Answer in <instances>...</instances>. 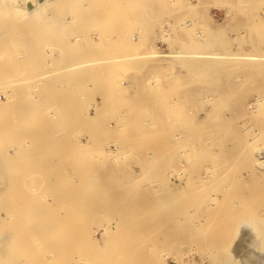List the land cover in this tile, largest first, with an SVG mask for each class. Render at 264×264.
I'll list each match as a JSON object with an SVG mask.
<instances>
[{"label": "rangeland", "instance_id": "1", "mask_svg": "<svg viewBox=\"0 0 264 264\" xmlns=\"http://www.w3.org/2000/svg\"><path fill=\"white\" fill-rule=\"evenodd\" d=\"M2 1L0 263L264 264V0ZM170 50L211 55L66 69Z\"/></svg>", "mask_w": 264, "mask_h": 264}, {"label": "bare ground", "instance_id": "2", "mask_svg": "<svg viewBox=\"0 0 264 264\" xmlns=\"http://www.w3.org/2000/svg\"><path fill=\"white\" fill-rule=\"evenodd\" d=\"M1 1H2V0H1ZM6 1H7V0H6ZM6 1L4 0V1H2V2H5V3H6ZM9 1L12 2V0H9ZM13 1H15V3H16V4H15V3L13 2V6H14V8H15L16 5H18V6L16 7L17 9H16V8H15V9H16L17 13H19V14L22 13V12L25 13V14H31V13H35V11H37V7H36V8H27V9H25L23 6H20L19 4H17L19 0H13ZM21 1H22V0H21ZM30 1H31V2L34 1L35 3L40 2V3L45 4V3H48L50 0H30ZM223 19H224V18H223ZM170 26H171V25H170ZM172 27H173V26H172ZM174 27H175V26H174ZM168 32H169V31H168ZM199 38L201 39V38H203V37H202V36H199ZM199 38H198V39H199ZM76 40L79 41L80 39H79V38H76ZM168 40H169V39H168ZM78 41H77V42H78ZM184 48H185V47H184ZM168 49H169V48H168ZM170 49H172V48L170 47ZM53 50H55V49H53ZM55 51H56V50H55ZM161 51H162V50H161ZM161 51L158 52V53H147V54H145V55L140 54V52H137V53H139L140 55H139V54L137 55L136 53H131L132 55H131V54L129 55V53H127L128 55L125 54L126 56H125V55H119V56L116 55V56H110V57L105 56V57H101L100 59L96 58V59H92V60H79V61L75 60L76 62H72V64L69 63L70 66L66 65V67H68V68H66V69H67V70H68V69L70 70L71 67H73V68H75V67H81V66L87 65L89 62H91L92 64H95V63H100V64H101V63H102V64L106 63V64H110V63H112V65H113V63H118V62H119V63H124V62H126V61H127V62H129V61L131 62V61H134V60H137V59H140V60H141V58H143V57H145V56H146V57L148 56L147 58L169 57V58H172V59H173V58H177V59L181 58V59H183V60H184V59L189 60V59H193V58H194V60H195L196 58H200V57L205 58L206 56L211 55V54H206V53L197 54L195 51H188V50H173V51L170 50V51H168V52H161ZM164 51H166V50H164ZM57 53H58V52H57ZM63 53H64V52H63ZM141 53H143V52H141ZM0 54H1V53H0ZM16 54H17V53H16ZM18 54H19V53H18ZM59 54H60L59 56H61V55H62V51H61V53H59ZM117 54H118V53H117ZM21 55H22V54H21ZM56 55H57V54H56ZM65 55H66V53H65ZM233 55H235L234 57H237L238 54H233ZM240 55L244 58L245 61H247V60H248L249 62L251 61V63H253V64L258 63L259 61H260V62L262 61V59H261V55H259V54L251 53V54H240ZM50 56H51V55H50ZM63 56H64V54H63ZM121 56H122V57H121ZM8 57H9V56H8ZM1 58H2V57H1ZM1 58H0V59H1ZM6 58H7V57H6ZM49 58H50V57H49ZM51 58H54V57L51 56ZM58 58H59V57H58ZM68 58H69V57H68ZM60 59L63 60L64 57H63V58L60 57ZM51 60H53V59H51ZM54 60H56V59L54 58ZM54 60H53V62H54ZM68 60H69V59H68ZM68 60H67L66 57H65V60H64V61H68ZM179 60H180V59H179ZM183 60H181V61H183ZM186 60H184V62H185ZM202 60L205 61L204 59H202ZM59 61H60V60H59ZM64 61H63V62H64ZM137 61H138V60H137ZM137 61H136V62H137ZM190 61H191V60H189V62H190ZM138 62H139V61H138ZM142 62L144 63V61L141 60V63H142ZM145 62H146V60H145ZM164 62H165V61H164ZM179 62H180V61H179ZM198 62H200V61H198ZM241 62H242V61H241ZM50 63H51V62H50ZM60 63H61V62H60ZM147 63H148V61H147ZM171 63H173V62H171ZM261 63H262V62H261ZM106 64H105V65H106ZM199 64H200V63H199ZM62 65H63V63H62ZM110 65H111V64H110ZM110 65H109V66H110ZM141 65H142V64H141ZM141 65H140V66H141ZM258 65H259V64H258ZM29 66H30V65H29ZM63 66H64V65H63ZM189 66H190V65H189ZM251 66H253V65H251ZM256 66H257V65H256ZM31 67H32V66H31ZM64 67H65V66H64ZM107 67H108V66H107ZM183 67H184V66H183ZM246 67H247V66H246ZM253 67H254V66H253ZM66 69H65V70H66ZM199 69H200V68H199ZM202 69H203V67H202ZM194 70H195V69H194ZM200 70H201V69H200ZM204 70H205V68H204ZM204 70H202V71L204 72ZM12 72H13V71H12ZM256 72H257V71H256ZM256 72H255V73H256ZM15 73H16V72H15ZM37 73H38V72H37ZM37 73H36V75H37ZM53 73H54V72H53ZM53 73H51V72H43V71H41V73H38V76H36V77H35V75H34V76L32 75V76H33V78H34V81H35V80H36V81H38V80H39V81H42L41 79H46V78L49 77L50 75H51V77H52V74H53ZM193 73H194V72H193ZM197 73H198V72H197ZM200 73H201V72H200ZM204 73H205V72H204ZM12 74H13V73H12ZM206 74H207V73H206ZM8 75H9V74H8ZM14 76H16V75H14ZM14 76H13V77H14ZM26 76H27V75H25V80H24V77H23L22 79L19 77L20 79H19V78H18V79H19L20 81H21V80H24V83L27 82L26 79L28 80V82H30V79H29L30 77H29V75L27 76V78H26ZM198 76H199V75H198ZM4 77H5V76H4ZM17 77H18V76H17ZM21 77H22V76H21ZM28 77H29V78H28ZM14 78H16V77H14ZM31 78H32V77H31ZM33 78H32V79H33ZM36 78H39V79L37 80ZM6 79H7V78H6ZM11 79H12V81H10V82L12 83V82H13V78H11ZM11 79L9 78V80H11ZM16 79H17V78H16ZM16 79H15V80H16ZM48 79L50 80V77H49ZM9 80L7 79V81H9ZM19 80H18V81L16 80L17 83H16V82H15V83L18 84ZM25 81H26V82H25ZM32 81H33V80H32ZM45 81H46V80H45ZM10 82H9V84H10ZM1 83H3V82H1ZM15 83L13 82L11 85H13V84L15 85ZM22 83H23V81L20 82V84H22ZM3 84H5V83H3ZM3 84H2V86H3ZM9 84H8V85H9ZM6 85H7V84H6ZM11 85H10V86H11ZM2 86H1V87H2ZM15 86H16V85H15ZM11 87H13V86H11ZM9 88H10V87H9ZM10 89H11V88H10ZM16 89L18 90V88H16ZM16 89L13 88L12 90H16ZM38 89H39V88H38ZM17 90H16V91H17ZM6 91H8V90H5V93H4V91H3L4 94L2 95V96H3V100H2V101L10 100L9 95H11V94H9V95H7V94H8L11 90H10L8 93H7ZM16 91H15V92H16ZM38 91H39V90H38ZM6 93H7V94H6ZM10 93H11V92H10ZM14 94H15V93H14ZM14 94H13V95H14ZM38 95H39V94H37V96H38ZM10 97H11V96H10ZM38 99H39V97H38ZM11 101H12V100H11ZM13 102H14V101H13ZM16 102H18V101L16 100ZM16 102H15V103H16ZM15 103H14V104H15ZM252 103H253V102H252ZM253 104H254V103H253ZM20 105H21V104H20ZM260 105H261V101L256 100V101H255V110H257V108H259ZM11 106H12V105H11ZM13 106H15V105H13ZM18 106H19V105H16V108H15L16 110H15V109H13V110L17 111V109H18V112H20L21 110H19L20 107L18 108ZM21 107L24 108V106H21ZM25 107H27V106H25ZM95 107H97V106L95 105ZM13 108H14V107H13ZM24 109H25V108H24ZM24 109H23V111H24ZM95 110H96V109H95ZM255 110H253V111H255ZM23 111H21V112H23ZM11 112H12V110H11ZM23 113H24V112H23ZM95 113H96V112H95ZM13 114H14V112H13ZM21 114H22V113H20V115H21ZM23 115H25V113L22 114L21 116H23ZM10 116H11V118H12L13 115H10ZM15 116H16V115H15ZM0 118H2V117H0ZM20 118H22V117H20ZM23 118H24V119H23ZM23 118H22V119L25 120V117H23ZM23 120H22V121H23ZM1 121H2V122H1ZM3 122H4V121L0 119V124L2 123V124H1L2 127H0L1 129H4V124H3ZM4 123H5V122H4ZM24 126H25V125H24ZM5 127H6V125H5ZM13 127H14V126L12 125V128H13ZM7 128H8V127H7ZM7 128H6V130H5V131H6L5 133H9V135H11V134H10V133H12L11 130H14L15 127H14L13 129L11 128L10 130H9V129L7 130ZM1 129H0V130H1ZM27 129H29V127L26 128L25 130H27ZM23 130H24V128H23ZM30 130H31V129H30ZM7 131H8V132H7ZM10 131H11V132H10ZM21 131H22V130H21ZM1 132H3V131L1 130ZM13 132H14V131H13ZM15 132H16V131H15ZM22 132H23V131H22ZM22 132H21V133H22ZM24 132H25V131H24ZM27 132H28V131H26V133H27ZM30 132H31V131H29V133H30ZM26 133L23 134V135H25V137H26ZM186 133H187V132H186ZM196 133H197V132H196ZM13 134H15V135H14L15 137L17 136V135H16L17 132H16V133H12V135H13ZM190 134H191V133H190ZM3 135H4V134L2 133V137H1V135H0V137L3 138V137H4ZM184 135H185V134H184ZM14 136H12V137L15 138ZM19 136H20V135H19ZM21 136H22V135H21ZM27 136H28V135H27ZM181 136H183V135H181ZM7 137H8V136H7ZM12 137H11V141H10V139H9L10 143H11V142L14 143V141H13L14 139H13ZM22 137H23V136H22ZM9 138H10V137H9ZM16 138H17V137H16ZM16 138H15V141H16ZM7 139H8V138H7ZM17 139H18V138H17ZM21 139H22V138H21ZM208 140H209V139H208ZM4 141H5V142H9V141H6V136H5V138H4ZM21 141H22V140H21ZM5 142H4V143H5ZM19 142H20V141H19ZM261 142L263 143L264 141L262 140ZM13 143H12V144H13ZM15 144H16V143H15ZM255 144H256V143H255ZM255 144H254V145H255ZM6 150H8V149H6ZM186 152H187V149H186ZM186 155H187V154H186ZM188 156H189V155H188ZM207 172H208V171H207ZM47 180H48V179H47ZM53 180H54V181H53ZM55 180H56V179H52V180H51V181H52L51 183H52L53 186H54L53 182H55ZM90 180H91V179H90ZM44 181H45V180H44ZM56 181H57V180H56ZM48 182H50V181H48ZM77 182H78V181H77ZM44 183H46V182H44ZM56 185H57V183H56ZM61 185H62V184H61ZM60 187H61V186H60ZM45 188H46V187H44V189H45ZM48 188H49L50 191H51V188H52V187L50 188V186H48ZM53 188H54V187H53ZM3 190H4V189H3ZM46 190H47V188H46ZM57 190H58V187H57ZM4 191H5V190H4ZM47 191H48V190H47ZM50 191H48V192H50ZM52 191H53V190H52ZM55 192H56V191H55ZM58 192H59V191H58ZM4 193L6 194V191H5ZM7 193H8V192H7ZM5 194H2V195H1V196H2L1 200H2L3 198H5L4 196H6V197H8V196H12V198L14 199V196L11 195L10 192H9V195H8V196L5 195ZM45 194H46L47 196H49L47 193H45ZM45 194H44V195H45ZM14 195H15V194H14ZM46 195H45V196H46ZM1 196H0V197H1ZM15 196H16V195H15ZM45 196H44V197H45ZM47 196H46V197H47ZM16 197H17V196H16ZM16 197H15V200H18L19 203H18L17 201H16L17 203H14V200H12V202H13L15 205H14L13 203L10 204V203H11V200H10V203H9V204H10V206L12 205L11 207H17V206H18L19 208H21L23 205L21 204V206H20V203H21V202H20V199H19L20 197H17L18 199H16ZM21 197H23V196H21ZM24 197H25V196H24ZM44 197H43V198H44ZM49 197H50V196H49ZM12 198L9 197V199H12ZM5 199H6V198H5ZM21 199H23V198H21ZM46 199H47V198H44V200H45L44 202H46ZM27 200H28V199H27ZM48 200H49V199H48ZM3 201H5V200L3 199L2 202H3ZM21 201H22V200H21ZM29 201L32 202L31 200H29ZM60 201H61V200H60ZM2 202H0V204L5 205V204H3ZM23 202H24V201H23ZM27 202H28V201H27ZM7 203H8V201H7ZM24 203H25V202H24ZM9 204H8V205H9ZM17 204H18V205H17ZM44 204H45V206H46V205H47V202L44 203ZM16 205H17V206H16ZM27 205L29 206V209L31 208L30 206H32V205H29V204H27ZM27 205H25V207H26ZM10 206H9V207H6V208H7V209H8V208H11ZM1 207H3V206H1ZM27 208H28V207H27ZM7 209H6V210H7ZM13 209H14V208H12L11 210H13ZM25 209H26V208H25ZM29 209H28V212H30ZM4 210H5V209H4ZM16 210H18V208H17ZM16 210L14 209V211H16ZM23 210H24V208H23ZM26 210H27V209H26ZM43 210H44V209H43ZM61 210H62V208H61ZM9 211H10V209H9ZM9 211H5V212H9ZM20 211H21V209H20ZM20 211H19V216L22 214V211H21V214H20ZM44 211H45V210H44ZM44 211H42V212L44 213ZM5 212H3V214H4ZM11 212H12V211H11ZM25 212H26V211H25ZM45 212H46V211H45ZM0 213H1V212H0ZM9 213H10V212H9ZM9 213H8V214H9ZM16 213H17L16 216H18V211H17V212H14V213H11V216H12V214H13V216H15ZM34 213H35V212H34ZM45 214H46V213H45ZM33 215H34V214H33ZM8 216L11 217L10 214L7 215V217H8ZM16 216H15L16 220H19V219H21V216H23V215H21V216L19 217V219H18V217H16ZM27 216H28V214H27ZM30 216H31V214H30ZM30 216H29V217H30ZM23 217H24V216H23ZM33 217H34V216H33ZM11 218H12V217H11ZM25 218H28V217H25ZM36 218H38V217H36ZM0 219L3 220L2 217H0ZM9 219H10V218H9ZM12 219L14 220V218H12ZM12 219H11V220H12ZM29 219H30V218H28V220H29ZM32 219H33V218H32ZM2 220H1V221H2ZM13 220H12V222H14ZM16 220H15V221H16ZM22 220H23V218H22ZM24 220H25V219H24ZM24 220H23V222L20 220L21 223H20L19 221H17V222L20 223V224H22V223H24ZM42 220H43V219H42ZM42 220H41V221H42ZM52 220H53V218H52ZM4 221H5V220H4ZM8 221H9V220H8ZM31 221H32V220H31ZM38 221H39V220H38ZM38 221H36L35 223H37ZM41 221H40V223H41ZM44 221H45V218H44ZM46 221H47V219H46ZM48 221H50V220H48ZM48 221H47V222H48ZM5 222H6V221H5ZM17 222H14V223H17ZM28 222H29V221H28ZM28 222H27V223H28ZM50 222H51V221H50ZM53 222H54V221H53ZM74 222L76 223V221H74ZM81 222H82V221H81ZM0 223H1V222H0ZM14 223L11 224V225L13 226V227H11V229H13V228L15 229V230L13 229L12 231H13V233H15L16 235L13 234V233H12V234L15 235V236H17V230H16V228H15V227H17V226H16V224H14ZM18 223H17V225H20V224H18ZM27 223H26V224H27ZM29 223H32V222H29ZM35 223H33V224H35ZM40 223H39V224H40ZM44 223H45V222H44ZM44 223L42 222V224H44ZM48 223H49V222H48ZM48 223H46V224L48 225ZM4 224H5V223H4ZM9 224H10V222H9ZM49 224H50V223H49ZM51 224H52V223H51ZM54 224H56V223H54ZM2 225H3V224H2ZM6 225H7V224H6ZM44 225H45V224H44ZM47 225H45V226H47ZM8 226H9V225H8ZM8 226H5V227H7V229H8ZM14 226H15V227H14ZM30 226H31V225H30ZM34 226H35V225H34ZM45 226H44V227H45ZM48 226H49V225H48ZM18 227H20V228L23 227L22 229H24V231H23V230H22V231L24 232V234H25L26 231L29 230V229H25V228H27V226H25V223L22 225V227H21V225L18 226ZM18 227H17V228H18ZM40 227H41V226H40ZM44 227H43V230H44ZM103 227H104V226H103ZM103 227L101 228V230H104V232H105V230H106V228H107L108 226H105L104 228H103ZM2 228H4V227L2 226ZM20 228H18V229L21 230ZM31 228H32V227H31ZM36 228H37V227H36ZM47 228H49V227H47ZM47 228H46V229H47ZM54 228H55V227H54ZM109 228L112 229V227H108V228H107L108 230H107L106 235L109 234V233H108ZM9 229H10V228H9ZM5 230H6V229H5ZM19 230H18V233L21 232V231L19 232ZM33 230H34V229H33ZM36 230H37V229H36ZM36 230H35V231H36ZM12 231H11V232H12ZM14 231H16V232H14ZM29 231H30V230H29ZM29 231L26 232V233H28V234H26V236H28V235L31 234V233H29ZM37 231H38V230H37ZM48 231H49V230H48ZM48 231H47V232H48ZM52 231L56 232V229L51 230V232H52ZM11 232H10V233H7V232H6V233H7V235L9 234V236H10ZM38 232H39V231H38ZM45 232H46V230H44V233H45ZM47 232H46V233H47ZM49 232H50V231H49ZM51 232H50V233H51ZM67 232H68V231H67ZM104 232H103V234H104ZM6 233L4 232V233H2V234H4L5 236H7ZM32 233H33V231H32ZM36 233H37V232H36ZM39 233H43V232H41V230H40ZM52 233H53V232H52ZM52 233H51V234H52ZM2 234H1V235H2ZM24 234H22V232H21V233L18 235L17 238H15V237L13 236L14 239L17 240V242H14V243L16 244V248H18L19 246H21V243H22L23 241H25L26 243H28L27 238H25V237L21 238V236H20V235H24ZM47 234H49V233H47ZM47 234L44 235V236L47 237ZM103 234H102V236H103ZM1 235H0V236H1ZM33 235H34V234H33ZM40 235H41V234H40ZM54 235H56V233H55ZM5 236H4V237H5ZM34 236H35V235H34ZM38 236H39V234L37 235V237H38ZM50 236H51V235H50ZM91 236H92V235H91ZM104 236H105V235H104ZM4 237H2V236L0 237V239L2 238V240H1L2 242L5 241V240H3ZM31 237H33V236H31ZM31 237H30V238H31ZM37 237H36V238H37ZM52 237H53V235L51 236V239H50L51 241H50V242L53 241V238H52ZM9 238H10V237H9ZM18 238H19V239H22V240L20 241L21 243L18 241ZM48 238H50V237L48 236ZM84 238H85V237H84ZM84 238H83V239H84ZM10 239H12V238H10ZM23 239H24V240H23ZM25 239H26V240H25ZM40 239H41V238H40ZM81 239H82V238H81ZM28 240H29V239H28ZM31 240H32V239H31ZM48 240H49V239H48ZM48 240L46 239V240L43 241V242H46V241H48ZM7 241H8V240H7ZM38 241H40V240L38 239ZM41 241H42V240H41ZM41 241H40V242H41ZM96 241H97V240H96ZM18 242H19L20 245L18 244ZM29 242H32V241L29 240ZM40 242H39V243H40ZM54 242H55V241H53L52 243H54ZM12 243H13V241L10 240V244H11L10 246H12V245L14 246V244H12ZM47 243H48V242H46V244H47ZM1 244H2V243H1ZM3 244H4V243H3ZM8 244H9V242H8ZM17 244H18L19 246H18ZM41 244H42V243H41ZM43 244H44V243H43ZM43 244H42L41 246H43ZM49 244H51V243H49ZM23 245H24V243H23ZM1 246H2V245H1ZM17 246H18V247H17ZM24 246H26V244H25ZM24 246H23V249H25ZM28 247H29V246H27V248H28ZM4 248H5V247H4ZM6 248H7V247H6ZM6 248H5V249H6ZM16 248H14V249L16 250ZM29 248H30V247H29ZM43 248H44V246H43ZM43 248H41V249H43ZM49 248H50V247H49ZM52 248H53V247H52ZM0 249H1V248H0ZM9 249H10V248H9ZM9 249H7V251H8ZM11 249H13V248H11ZM46 249H47V248H46ZM46 249L44 248V250H46ZM17 250H18V249H17ZM17 250H16V251H17ZM28 250H29V249H28ZM44 250H41V251H44ZM49 250H50V249H49ZM49 250H48V251H49ZM56 250H57V249H56ZM11 251H12V250H11ZM18 251H19V250H18ZM22 251L26 252V250H21V253H20L21 255L23 254ZM41 251H40V255H41V256H45L44 254L42 255V252H41ZM46 251H47V250H46ZM0 252H1V251H0ZM2 252H3V251H2ZM12 252H15V251H12ZM31 252H32V251H31ZM62 252H63V251H62ZM6 253H7V252H6ZM10 253H11V252H10ZM10 253H9V254H10ZM27 253H28V252H27ZM44 253H45V252H44ZM48 253H49V252H48ZM12 254H13V253H12ZM15 254H16V253H15ZM20 254H19V255H20ZM32 254H33V253H32ZM6 255H7V254H6ZM6 255H5V256H6ZM24 255H25V257H26V255H28V254H23V256H24ZM78 255H79V254H78ZM3 256H4V255H3ZM3 256H2V257H3ZM5 256H4V257H5ZM8 256H9V255H8ZM11 256H12V255H11ZM31 256H32V255L30 254V256H28V257L31 259ZM33 256H34V255H33ZM41 256H40V258H41ZM0 257H1V255H0ZM6 257H7V256H6ZM18 257H19V256H18ZM51 257H52V256H51ZM33 258H34V257H33ZM45 258H46V256H45ZM45 258H44V259H45ZM26 259H27V257H26ZM42 259H43V258H42ZM78 259H79V258H78ZM1 260H2V258H1ZM14 260L17 261L16 257L14 258ZM76 260H77V259H76ZM11 261H12V260H11ZM16 261H15V262H16ZM23 261H24V260H23ZM42 261H43V260H42ZM47 261H48V260H47ZM49 261H51V260H49ZM1 262H2V261H1ZM25 262H26V261H25ZM77 262H78V264H79V261H77ZM6 263H7V262H6ZM11 263H12V262H11ZM13 263H14V262H13ZM13 263H12V264H13ZM45 263H46V262H45ZM48 263H49V262H48ZM48 263H47V264H48ZM84 263H86V261H84ZM88 263H89V262H88ZM88 263H87V264H88ZM0 264H1V263H0ZM7 264H8V263H7ZM16 264H17V263H16ZM25 264H26V263H25ZM41 264H42V263H41ZM81 264H82V263H81Z\"/></svg>", "mask_w": 264, "mask_h": 264}]
</instances>
